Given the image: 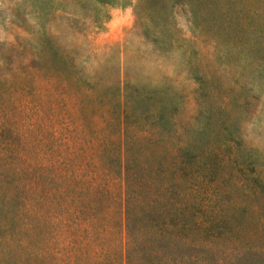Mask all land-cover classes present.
<instances>
[{
  "label": "rangeland",
  "instance_id": "rangeland-1",
  "mask_svg": "<svg viewBox=\"0 0 264 264\" xmlns=\"http://www.w3.org/2000/svg\"><path fill=\"white\" fill-rule=\"evenodd\" d=\"M0 126L1 233L66 213L78 182L42 160L96 130L126 154L234 150L264 179V0H0ZM105 183L92 200L121 197Z\"/></svg>",
  "mask_w": 264,
  "mask_h": 264
},
{
  "label": "trees",
  "instance_id": "trees-1",
  "mask_svg": "<svg viewBox=\"0 0 264 264\" xmlns=\"http://www.w3.org/2000/svg\"><path fill=\"white\" fill-rule=\"evenodd\" d=\"M107 129L84 133L78 153L42 160L50 185L78 182V194L65 189V214L0 232L3 264H264L260 172L234 150L121 153L124 139L100 136ZM105 181L122 190L107 204L92 200Z\"/></svg>",
  "mask_w": 264,
  "mask_h": 264
}]
</instances>
